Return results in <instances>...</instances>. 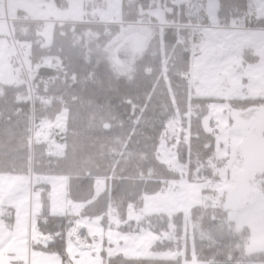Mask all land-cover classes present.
Masks as SVG:
<instances>
[{
    "label": "trees",
    "instance_id": "obj_1",
    "mask_svg": "<svg viewBox=\"0 0 264 264\" xmlns=\"http://www.w3.org/2000/svg\"><path fill=\"white\" fill-rule=\"evenodd\" d=\"M164 3L123 0L121 21L148 22L153 18L147 12L164 7ZM218 3L221 22L236 19L241 25L247 24L249 0ZM205 4L206 0L197 6L169 2L168 17L176 24L191 19L206 24ZM254 23L264 27V18H254ZM120 27L99 23L90 16L85 22L57 23L51 45L45 46L36 23H14V45L17 39L29 45L31 68L20 62L17 46L20 56L14 54L11 59L18 82L0 83V172L28 174L33 154L35 173L67 176L69 196L88 202L80 216H105L113 211L124 222L118 227L121 231L139 232L145 227L156 234L167 233V239L157 241L153 249L174 254L171 258L103 254L104 264H264V249L249 248L250 228H238L221 206L195 205L187 213L171 217L153 214L140 222H127L131 207L141 206L146 193L160 190H153L154 186L181 178L178 169L159 157L170 118L177 116L182 126L176 146L180 165L189 164L191 173L197 171L198 178L205 180L208 172L217 178V169H210L213 163L218 166L224 162L217 158L216 133L205 129L209 104L219 99L193 97L192 105L201 110L191 114L188 150L185 130L191 86L183 72L190 62L189 29L159 28L144 54L134 61L131 73L123 74L106 55L109 39ZM108 30L111 32L106 36ZM244 57V64L258 61L250 49ZM229 105L239 111H260L264 110V98H237ZM63 112L67 116L62 131L56 120ZM46 121L50 122V136L64 145L62 155L48 152L46 140L37 134ZM255 174L257 180H264V168ZM98 179L104 181L105 189L96 195ZM41 200V217L47 220L39 219L37 228L51 238L50 245L42 247L60 252L63 264H71L67 263V232L77 227L79 216L51 215L47 188ZM85 230L80 233L85 234Z\"/></svg>",
    "mask_w": 264,
    "mask_h": 264
},
{
    "label": "rangeland",
    "instance_id": "obj_2",
    "mask_svg": "<svg viewBox=\"0 0 264 264\" xmlns=\"http://www.w3.org/2000/svg\"><path fill=\"white\" fill-rule=\"evenodd\" d=\"M13 1L16 3L18 1L20 4L23 3L28 6L29 14L34 20L45 22L40 25L38 29V33L44 38L45 46L51 45L53 37L52 32L56 25V23L50 19H75L77 22H85L90 16L97 18L99 23L107 22L106 24H120V30L114 33L109 39V43L106 47V55L112 60L116 69L123 74L131 73L134 61L144 54L149 41L154 37L150 35L144 38L141 45L138 43L139 40L136 33L140 32L141 28L125 25L126 23H122L121 21L123 0H63V3H59L57 0H50L49 4L48 0H43V2H40V0H32L36 5L37 10L34 9L36 14L31 12L30 0H10L9 10L12 9ZM173 1L174 0H172V2ZM175 1L178 2L180 0ZM249 1L257 7V17L264 18V0ZM10 15L12 14L10 13ZM208 15V21H211V25L217 26L221 22L217 19L218 10L216 8H210L208 10ZM233 22L236 23V19L231 20L228 26L235 24ZM205 32L207 31L205 30ZM212 32L215 36L212 37L207 33L208 42L203 52L193 60V69L192 67L189 68L190 72L193 74L192 93L194 97L197 98L209 97L208 95L210 93V96L216 99H225L222 102L213 101L209 104L210 115L208 118H210L211 128L216 133L217 158H220L224 162L222 168L217 171V175L224 180H228L230 175L231 179L234 180L237 175H239L240 178L246 172L244 163L238 161V158L241 157V153L238 151L239 144H237L240 138H245L246 130L244 128H235L234 122H236L237 118L231 117L232 110L234 109L230 107L227 100L237 98H264V34L263 32H244L243 30H216ZM0 35L4 38L0 43L4 55L12 57L16 54L18 56L17 49L14 45V36L10 33ZM17 42V46L21 51L20 62L31 68L29 61L30 52L26 48L29 45L19 39H17ZM8 48L11 49L8 50ZM246 49L252 50L253 54L258 56V61L244 64L246 61L244 57ZM6 64L7 61L3 59L2 61L0 60V66H2V69H0V81L8 84L18 80V77L17 72L14 71L16 68L12 66L11 58V67L8 68ZM3 70L9 72L11 77L6 76ZM15 83L16 82L12 84ZM250 110H253V112L255 111L254 108L246 109L244 113L240 115L241 121L246 122L248 119L250 120ZM65 116H67V112L61 113L56 120V126L62 131L66 125ZM49 125L50 122H44L37 134L39 136L42 135V138L46 140L49 147V150L47 148L48 152L55 155H62L64 152V145L58 144V142L50 136ZM247 125H251V122ZM218 128L219 130H216ZM174 154L175 151L169 147L167 140L163 138L159 147L160 159L168 164L170 161H174L179 165V161L175 159ZM230 158L233 160V167L230 166L232 162ZM17 175L18 177L13 179V184L18 186L17 189L12 192H5L4 187L7 183H11L13 174L4 177V175L0 173V198L3 196V199L8 201L5 204L8 207L20 206L22 208L25 207V188H28L30 193V179L29 176H27V178L24 174ZM50 180L54 188L53 194L49 192V199H52V204L54 206L52 211L49 210L50 214H60V216H67L68 214L77 215L79 216L77 223L80 224L82 228L86 229L83 236L87 238V241L84 243H81L78 237H68L66 244V251L68 254L67 263L104 264L105 258L103 254L108 257L123 254L129 258H171L174 256L170 251L158 253L153 249L157 241L167 239V233L156 234L145 227H142L139 232L121 231L118 227L124 224V222H122L119 216H117L115 212L114 214L113 211H109L108 215L105 216H80L83 208L88 202L74 200V198L69 196L68 177L55 176ZM261 181L264 182V180ZM262 182L259 183L256 179L249 178L245 182L240 183L236 191L233 189L230 196L227 195L229 198L227 204V209L229 210L228 217L234 220L237 226H239L238 224H241L240 219L242 221L244 218V210L248 212V216L253 214L252 218L248 217V221L252 225L254 232L261 231V227L254 216L258 214L257 208H261V202H258V200L261 199L259 190L263 184ZM193 184H188L190 185L188 187L181 183L178 185L174 184L171 186V190H158L146 193L143 196L141 209L145 212L146 216L166 214L171 217L179 212L187 213L190 207L197 205L193 203L207 201L212 198L210 191H208L207 195L194 192L190 200L188 198L186 199L185 189H189V187H208V185L203 182ZM104 189V181L95 182L96 195ZM244 193L247 194V199L243 198ZM40 195L42 194L36 193L33 196L32 206L34 218H31V221L29 214L31 202L28 204L29 208L27 209L29 217L25 220L16 218L13 223L0 221V254H11L13 257L10 258V261L14 260L13 263L21 260L29 264L26 258L33 253L31 261H34V264H39L41 259L38 260L37 256L50 252L56 253L55 255L58 254L57 256L61 260V264H63V255L60 252L47 250L36 241L39 235L37 233L34 234L32 225L34 221L37 223L42 215ZM263 196L264 195H262V197ZM213 198L218 197L214 196ZM65 202H69V206L67 207L69 212H65L64 210ZM200 205H204V202ZM104 218H106V221H104ZM133 220L140 222L142 219L135 213V208L131 207L129 209L127 222ZM80 225L74 228L77 233H80ZM27 240L28 243L30 241V248L27 245ZM91 245H93V247Z\"/></svg>",
    "mask_w": 264,
    "mask_h": 264
},
{
    "label": "crops",
    "instance_id": "obj_3",
    "mask_svg": "<svg viewBox=\"0 0 264 264\" xmlns=\"http://www.w3.org/2000/svg\"><path fill=\"white\" fill-rule=\"evenodd\" d=\"M43 2V0H40V2ZM31 2V5H30V8H31V12L36 14V11L34 9H36V5L32 2V0H30ZM170 3H173V4H176V5H181V4H191L193 6H197V4L201 3V0H180L178 2H176L175 0L172 2V0H169ZM50 3V0H48V4ZM206 13H207V17H208V20H209V15H208V10L210 8H216L218 10V7H219V3H218V0H206ZM249 5H253L252 3H250L249 1ZM9 6H10V1H9ZM192 6V7H193ZM37 10V9H36ZM170 10V9H169ZM9 12L12 14L11 16L12 17H16L17 15L19 14H23V13H27L29 16V11H28V6H26L25 4H20L18 1L17 3L15 1H13V4H12V9L9 10ZM149 14L150 17H152L153 19L148 21V22H141V23H129V24H125V25H131V26H134V27H139L141 28V31L140 32H137L136 35H137V38L139 40V44L141 45V42L144 41V38L145 37H148V36H155L156 33H157V30L159 28H163V27H169V26H162L161 24L163 22H168V23H171V24H174L175 26H182V27H185L186 24H176L174 23L169 17H168V9H166V7H158V8H154V9H151L147 12ZM31 17V16H30ZM256 18H259L257 17V15L255 16ZM32 18V17H31ZM39 18V17H38ZM33 19V18H32ZM44 19V18H42ZM97 19V18H96ZM217 19L218 21L220 22V18L217 16ZM50 20H53L54 23H65V22H77V20L75 19H67V20H54V19H50ZM85 20V19H84ZM98 20V19H97ZM86 21V20H85ZM99 21V20H98ZM190 21V20H189ZM188 21V22H189ZM104 23V22H102ZM107 22H105L106 24ZM221 23V22H220ZM203 24V23H202ZM229 24V23H227ZM236 24L237 25H240V26H245V25H241L237 22L236 20ZM204 26H208V27H213V25H211V21H208V23L206 24H203ZM39 26V25H38ZM216 30H220V29H212V30H209L207 33L210 34L212 37H214L215 35L213 34L212 31H216ZM227 30H231V29H227ZM234 30V29H232ZM246 32V31H244ZM6 33H10V27L9 25L6 23V22H0V34H6ZM207 34V35H208ZM264 34V32H263ZM4 38H2V35H0V43L3 41ZM152 39V38H151ZM6 41V40H5ZM151 41V40H150ZM149 41V42H150ZM9 46V45H8ZM11 48H8V50H10ZM10 56H5L4 53L2 52L1 50V44H0V60L2 61V59L4 61H7V67L10 68L11 67V64H10ZM12 61V59H11ZM13 66V65H12ZM2 66H0V69ZM4 73L6 74V76H10L11 75L9 74V72H6L5 70H3ZM16 72V70H14ZM13 77V76H12ZM9 82V81H7ZM14 82H18V80H15ZM12 82V83H14ZM0 83H4V82H1ZM12 83H8V84H12ZM7 84V83H5ZM230 94V93H229ZM209 97L211 98H214L212 96H210V93L208 95ZM225 99H219L218 102H222L224 101ZM230 100V99H229ZM229 100H227V102H229ZM229 104V103H228ZM232 115L231 117L232 118H237L236 119V122H234L235 124V128H244L246 130V125L249 123V122H252V120L254 119V113H253V110H250L251 112V120H247L246 122L245 121H241V118H240V115L242 113H244V111H238V110H232ZM210 118L206 119V123H205V129L207 131H214L212 128H211V123H210ZM231 124V123H230ZM232 126V125H231ZM182 128H178V126H174V127H169V130L168 132L166 133V136L164 137L166 140H167V143L169 145L170 148H172L174 151H175V159H177V151H176V146L178 145L179 143V140H180V136H179V131L181 130ZM216 130H219L216 129ZM246 138V136H245ZM245 138H240L238 143V149H239V146L240 144L245 140ZM48 140V139H47ZM59 144V143H58ZM161 145V144H160ZM52 148V147H51ZM48 150H49V147H48ZM160 157V155H159ZM173 158V157H172ZM220 161H222L220 158H218ZM239 159H242L243 160V156L241 154V157L238 158V161ZM178 160V159H177ZM232 163H233V160L231 162V167L232 166ZM170 165L173 166V168H176L178 169L180 172H181V178L178 179V180H174V181H166L167 183H160L158 184V186H154L153 187V190L157 189V188H160V190H171L170 188H172L171 186L172 185H178V184H185L186 187L192 185L193 183L197 184V183H205L208 185V187H203V188H196V187H189V189H185V196H186V199L188 198L189 200L191 199V195L192 193L194 192H198V193H201L203 195H207V192L210 191V194L212 195V198L210 200H207V201H203L204 202V205L205 206H213V207H223L224 209H226V211L228 212V215H229V210L227 209V204H228V201H229V198L227 197V195H231V193L233 192L232 190L234 189V191H236L238 189V187L240 186V183H243V182H240V178H239V175L236 176V179L232 180L230 175H229V178L228 180H224L222 179V177L218 176L217 175V178H213L211 177L212 175H209L210 172H208L205 176H206V179L205 180H200L198 179L197 182H192L191 183H187L186 182V179L190 178V177H193V176H197V171L191 173L190 169H188L187 167L185 166H182V165H178L176 164L174 161H170L169 162ZM224 165V164H223ZM222 168V165H218L216 166V163H213V165H211L210 169H217V171L219 169ZM1 173V172H0ZM4 175V177H7L9 176L8 173H2ZM11 174V173H10ZM26 177L28 176V174H24ZM257 175L254 176V178L252 179H256ZM18 175L17 174H13V177L11 179V183H7L4 187V191L5 192H12V191H15L17 189L18 186L14 185L13 182H14V178H17ZM55 175L53 176H46V188L48 190V192H50L51 194H53V183L52 181L50 180L51 178H54ZM62 177H65V176H62ZM67 177V176H66ZM28 178V177H27ZM96 181H102L101 179H98ZM185 181V182H184ZM259 183L262 182L261 180H257ZM245 182V181H244ZM21 183V182H20ZM263 184L261 185V189L264 188V182H262ZM22 184V183H21ZM190 184V185H188ZM24 185V183H23ZM194 185V184H193ZM68 186H69V182H68ZM261 189L259 190V193L261 195V199L258 200V202H261V208L258 209V214L254 216L255 220L259 223L260 227H261V231L260 232H254L253 231V228H252V225L249 223L248 221V217L252 218L253 217V214H251V216H248V212H246V210H244L243 212V215H244V218L243 220L241 221L240 219V223L241 224H238L239 226H237V224L235 223L234 220H232L231 218H229L230 220H232L236 226L238 228H242L244 226H247L250 228V238H249V248L251 250H261V249H264V196L262 197V195H264V191H261ZM24 193H25V199H24V204H25V207H20V206H16V207H8L6 206V200L3 199V196L2 198H0V209L1 208H8L11 210V214L7 217L4 218L3 221H7V222H11L13 223L16 218L20 219V220H25L26 218H28L29 214H30V221H31V218H34L33 216V206H32V202H33V196L36 194H32L31 191L29 193V190L28 188H25L24 190ZM66 195H67V190H66ZM27 196H28V200H27ZM31 196V197H30ZM214 196H217L218 198H213ZM40 198H41V195H40ZM243 198L244 199H247V194L244 193L243 195ZM31 202V207H30V213L28 214V211L27 209L29 208L28 204H30ZM203 202H196V203H193V204H197V205H200V204H203ZM69 206V202H65V212H69V209L67 208ZM49 208L50 210L52 211L54 209V206L52 204V199L49 200ZM191 208V207H190ZM41 209L43 210V203H42V200H41ZM189 210V209H188ZM187 210V211H188ZM114 213V212H113ZM53 214V213H52ZM115 214V213H114ZM53 215H58L60 216V214H53ZM117 215V214H116ZM41 217V216H40ZM7 218H10L7 220ZM38 219V217H37ZM1 221V220H0ZM39 221V220H38ZM38 223V222H37ZM33 224L35 225V228L36 227V223L35 221L33 222ZM80 225V224H78ZM81 227V225H80ZM81 229H85V228H80ZM0 243H1V240H0ZM27 245L28 247L30 248V241L28 243V240H27ZM93 247V245H91ZM87 248V246H86ZM96 248V247H94ZM56 253H50V252H47V253H44V254H39L37 256V259L41 261L39 262V264H42V263H49V264H61V260L59 259V257L57 255H55ZM13 256L11 254H0V264H27V262H24V261H21V260H18L17 262L13 263V261H10V258H12ZM31 257H33V253H31L29 255L28 258L26 257H23V258H26L28 259V262L29 264H34V261H31ZM61 258V257H60Z\"/></svg>",
    "mask_w": 264,
    "mask_h": 264
},
{
    "label": "built area",
    "instance_id": "obj_4",
    "mask_svg": "<svg viewBox=\"0 0 264 264\" xmlns=\"http://www.w3.org/2000/svg\"><path fill=\"white\" fill-rule=\"evenodd\" d=\"M9 1L10 0H0V22H6L9 27H10V32L11 35L13 36V24L15 22H33V23H38V25H42L45 22L43 21H36L32 19L27 13L19 14L16 17H12L9 12ZM169 3V0H165V7L167 9V4ZM257 13V7L254 5H251L248 9V18H247V24L245 26H237L235 24L233 25H227L226 23H219L217 26L213 27H207L201 24L197 20L191 19L188 24L185 25L186 28L189 29L190 32V62H189V68L194 67L193 60L201 55V53L204 50L205 45L208 42V36L205 33L206 29H220V30H227V29H234V30H243V31H256V32H264V27H260L254 23V16ZM162 26H175L174 24L168 23V22H163L161 24ZM110 31H106V36H109ZM16 45V43H15ZM16 49L18 51V55L20 56V52L16 46ZM21 59V57H20ZM192 76L193 74L190 72V70H185L183 72V77L189 81L191 89H192ZM192 99H193V94L191 91L190 94V99H189V105H188V112H187V117H188V127L186 128L187 136L189 138L188 140V147L190 144V134H191V114L193 113L194 110L200 111L201 107L200 106H193L192 105ZM168 124L171 127L178 126V128H182L179 118L177 116L172 117L169 119ZM32 164H33V154L31 158V165H30V172H29V179H30V191L32 194L35 193H43L46 190V176L37 174L33 171L32 169ZM198 178L196 176L190 177L186 179L187 183H192V182H197ZM263 191V189H261ZM136 213L140 217L145 216V212L141 209L138 208L136 210ZM11 214V210L8 208H2L0 210V219L4 218L6 216H9ZM47 218H43L45 221ZM32 229L34 230V234H38L39 236L36 238V241L40 243L41 245L48 247L50 245V240L42 234L39 230L35 228V225H32ZM31 232V228H30ZM70 237L76 236L75 231L71 230L68 232ZM39 239V240H38ZM87 241V238L85 236L82 237V243Z\"/></svg>",
    "mask_w": 264,
    "mask_h": 264
},
{
    "label": "water",
    "instance_id": "obj_5",
    "mask_svg": "<svg viewBox=\"0 0 264 264\" xmlns=\"http://www.w3.org/2000/svg\"><path fill=\"white\" fill-rule=\"evenodd\" d=\"M253 113L254 119L251 125H246V138L238 149L243 156L242 163H244L246 171L240 177V182L253 178L256 175L257 167L264 165V110H255Z\"/></svg>",
    "mask_w": 264,
    "mask_h": 264
},
{
    "label": "flooded vegetation",
    "instance_id": "obj_6",
    "mask_svg": "<svg viewBox=\"0 0 264 264\" xmlns=\"http://www.w3.org/2000/svg\"><path fill=\"white\" fill-rule=\"evenodd\" d=\"M255 166H257V165H255ZM259 166V165H258ZM261 166V165H260ZM255 168V167H254ZM258 168V167H257Z\"/></svg>",
    "mask_w": 264,
    "mask_h": 264
}]
</instances>
